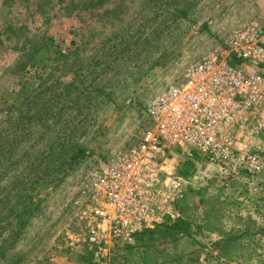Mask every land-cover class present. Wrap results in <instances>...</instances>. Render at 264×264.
Masks as SVG:
<instances>
[{"label": "rangeland", "instance_id": "1", "mask_svg": "<svg viewBox=\"0 0 264 264\" xmlns=\"http://www.w3.org/2000/svg\"><path fill=\"white\" fill-rule=\"evenodd\" d=\"M250 20L264 27V0H0V224L12 231L21 204L41 198L0 264H85L77 255L86 245L71 247L68 235L78 236L74 200L88 173L136 144L149 100ZM49 36L63 57L51 70L30 67L31 48ZM21 87L26 96L16 98ZM80 148L86 156L78 160ZM197 161L182 175L193 216L204 208L195 192L206 187L228 227H243L237 214L255 218L254 236L243 240L253 252L221 259L217 234L200 233L195 244L166 245L165 260L264 264V172Z\"/></svg>", "mask_w": 264, "mask_h": 264}, {"label": "built area", "instance_id": "2", "mask_svg": "<svg viewBox=\"0 0 264 264\" xmlns=\"http://www.w3.org/2000/svg\"><path fill=\"white\" fill-rule=\"evenodd\" d=\"M146 116L138 142L91 170L74 200L79 232L69 243L86 245L94 264H112L117 245L181 216L180 166L193 154L208 165L264 172V27L250 20L232 30L224 46L151 98Z\"/></svg>", "mask_w": 264, "mask_h": 264}, {"label": "trees", "instance_id": "3", "mask_svg": "<svg viewBox=\"0 0 264 264\" xmlns=\"http://www.w3.org/2000/svg\"><path fill=\"white\" fill-rule=\"evenodd\" d=\"M101 3L103 0H96ZM63 57L61 48L55 42L54 38L49 36L36 47L31 48L28 57L30 67L42 68L51 70L55 64ZM26 89L19 88L14 93L16 98L25 97ZM18 101V100H17ZM86 156L85 148H80L74 153L75 159H81ZM193 158L185 159L181 162L180 174L189 175L196 169L198 156L193 154ZM243 172V171H241ZM247 175H251L244 171ZM258 175V174H255ZM46 184L43 186L42 191L46 189ZM206 187H200L196 190L198 201L204 206L200 216L195 218L192 214V209L186 203V195L176 201L175 207L180 212L181 216L176 220H169L165 218L161 222L155 224L152 228H146L141 232L135 234L134 244L131 245H117L115 247L114 260L117 264H175L168 262L170 256L165 252L166 245H173L178 243L181 238L189 241V244H195V235L200 233H215L218 236L212 244L217 250V256L221 259L232 260L245 255H251L253 251L246 248L245 242L251 240L255 231L253 228L257 226L255 218L251 215L242 217L237 214L236 217L243 224L241 228H234L227 226L224 222L226 217L225 211L217 207L215 203L210 202L205 198L204 193ZM41 198L37 195L30 197L29 200L23 204L19 211L14 214V226L12 231H8L7 226L0 224V251L6 246L7 243L16 235L19 228L23 227L27 220L33 215L37 206L40 204ZM238 203L237 199H233L231 204ZM7 224V223H6ZM159 260H161L159 262ZM77 262L85 264H94L91 259V252L85 249L83 253L77 255Z\"/></svg>", "mask_w": 264, "mask_h": 264}]
</instances>
